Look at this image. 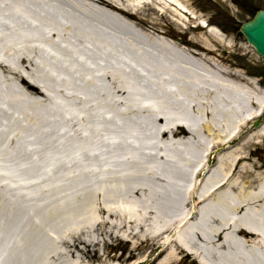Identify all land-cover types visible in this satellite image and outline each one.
<instances>
[{"label":"bare ground","instance_id":"6f19581e","mask_svg":"<svg viewBox=\"0 0 264 264\" xmlns=\"http://www.w3.org/2000/svg\"><path fill=\"white\" fill-rule=\"evenodd\" d=\"M147 6L185 29L205 26L230 45L210 24H192L197 15L182 0H0V136L8 121L23 126L25 118L38 121L35 113L49 110L54 115L45 122L61 124L52 145L78 141L64 156L38 152L14 160L18 172L9 177L29 168L38 176L57 168L70 178L83 176L65 189L82 198V222L91 235H99L100 224L107 236L130 237L132 247L149 241L160 248L132 264H181L186 256L193 264H264V166L252 157L264 139V119L249 126L264 115V88L218 61L204 35L191 32L188 41H175L151 26ZM122 46L151 67L154 85L168 95V113L137 97L139 81L130 78L147 74L120 55ZM11 80L10 91L2 82ZM131 102L152 111L149 144L111 135ZM178 127L188 133L170 134ZM12 133L0 137V148ZM84 140L88 144L80 145ZM164 145H171L173 157L163 153ZM147 156L151 160L138 161ZM43 212L52 215L50 208ZM28 218L29 256L41 249L45 228L34 215ZM74 226L63 230L64 249L41 254L40 264H77ZM7 246L13 257L21 255L19 247Z\"/></svg>","mask_w":264,"mask_h":264},{"label":"rangeland","instance_id":"374dc122","mask_svg":"<svg viewBox=\"0 0 264 264\" xmlns=\"http://www.w3.org/2000/svg\"><path fill=\"white\" fill-rule=\"evenodd\" d=\"M182 2L189 6L197 15L194 18V22H191L192 24L195 22L198 24L200 22L210 24V28H216L225 35L230 45H227L224 41H218L212 35H209L207 28L202 27L199 30L191 25L189 29H185L176 24L170 16L156 14L155 10L147 6L146 12L151 13L150 15L155 18V20L150 22V25L156 29H161L173 40L175 37L182 36L183 41L186 42L189 40L191 32L204 35L211 41L213 46L212 55L218 61L233 69H239L243 73L251 74L256 79V84L264 88V59L257 54L255 48L246 41L244 35L240 34L238 30L242 21L252 18L256 9L264 8V0H182ZM118 49L123 58L133 63L137 68H142L143 72L147 74L146 78L142 80L134 77L130 78L133 82L139 81V86H136L137 88L135 89L139 93L137 97L156 101L160 105L161 110H165L161 113H168L169 111L167 110L170 109L168 95L154 85L153 70L148 66V63L138 60L137 56L127 46L118 47ZM140 57L147 60L145 55ZM9 82L12 83L9 84ZM9 82L3 81L2 83H4L6 89L11 91L14 87L12 86L14 80ZM20 84L28 86L29 83L27 79H21ZM34 87L36 86L34 85ZM1 96L2 94L0 93V99ZM134 103L132 104L131 102V107H126L125 110L127 112L131 111L126 116L120 117L119 120L122 126L121 128L115 127V129L112 127L111 135L114 136V139L126 137L128 139L132 138L136 143L149 144V141L153 138V135L149 133V130L154 126L152 118L149 117V113L152 111L149 108L143 110V108L136 107ZM29 107L33 109L31 104ZM48 111L35 113L34 116L39 119L38 121L25 118L23 126H19L14 120L12 122L8 121V125L4 126V131L6 132L0 136L3 138V135L9 134V131L13 132V138L7 135V145L0 148V181H4V184L0 186V264H7L2 263V261L8 254H11L8 264H40L43 262L41 254L44 258L45 254H57L61 249H64V244H62V239L64 238L62 237L64 236L63 230H69L72 224H75L74 233L78 235L77 241H79L81 248V251L74 253L76 254L74 258L77 259V264H114V262L132 264L133 262H138L139 259L146 261V258L152 257L153 254L150 255L151 251L152 253L160 251V248L155 249V247L151 246L149 241L142 243L138 247H132L131 243L133 241H131L130 237L122 240L112 235L107 236L105 230L108 228L105 226L101 227L100 224L95 228L99 235L96 237L93 234L91 235L88 230L92 228L86 227L82 222L85 219L82 198L78 197L77 192L73 191L70 193V189H65L68 185H71V187L78 185L80 181L82 182L83 176L82 180L76 176L70 178L58 168L46 176H38L32 174L31 168H29L30 170L25 169V171L20 169L21 172L17 173L16 176L9 177L17 171V166L14 165L15 161H27L28 156H31V154L34 156L39 155L38 152H46L41 154L42 156L47 155L46 157L64 156L73 150V147L77 146L78 141L74 144L68 141L63 142V137H58V140L63 143L52 145L56 139L54 132L57 131L61 124L52 125L46 123L45 116L49 114L51 118L54 115V113H49ZM259 117H264V115ZM258 119L252 120L250 123ZM177 130L176 133L173 130L170 133L172 135L174 133L181 135L188 133L182 127H178ZM8 140H10L9 143ZM11 141H15L14 146ZM17 142L21 146L26 145V148L22 150V148L17 147ZM80 143V145L84 146L88 144L86 140ZM253 147L256 150L252 157L258 159L264 166V139L259 145ZM163 148L164 154L170 157L174 156V149H171V145H164ZM148 160L151 159L147 156L138 161L145 163ZM41 166L45 167V162H42ZM5 174L6 177L2 179V175ZM23 193L31 196L30 201L18 198V195ZM20 208H23L24 211ZM48 208L52 211L51 217L43 212V210ZM29 215H34L35 219L44 225L45 230L39 232L38 239L41 241V249L36 250L34 255L28 256L27 250L29 249V238H31V235L28 234L30 228ZM7 242L12 246V250L14 246L16 248L19 247L21 255L16 256L14 254L13 257V252H11L10 248L8 246L5 247ZM125 253L131 254L130 256L132 257L126 260L114 257V254ZM109 256L114 257V259L109 258ZM193 262L196 263L190 256H186L181 260V264H193ZM138 264H143V262Z\"/></svg>","mask_w":264,"mask_h":264},{"label":"water","instance_id":"95a60500","mask_svg":"<svg viewBox=\"0 0 264 264\" xmlns=\"http://www.w3.org/2000/svg\"><path fill=\"white\" fill-rule=\"evenodd\" d=\"M240 32L264 56V9L257 10L252 19L243 21Z\"/></svg>","mask_w":264,"mask_h":264}]
</instances>
